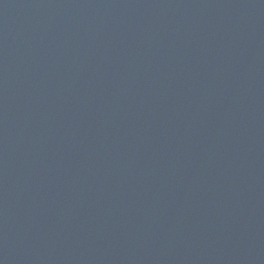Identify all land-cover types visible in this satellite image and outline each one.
Masks as SVG:
<instances>
[{
	"label": "water",
	"instance_id": "1",
	"mask_svg": "<svg viewBox=\"0 0 264 264\" xmlns=\"http://www.w3.org/2000/svg\"><path fill=\"white\" fill-rule=\"evenodd\" d=\"M0 264H264V0H0Z\"/></svg>",
	"mask_w": 264,
	"mask_h": 264
}]
</instances>
